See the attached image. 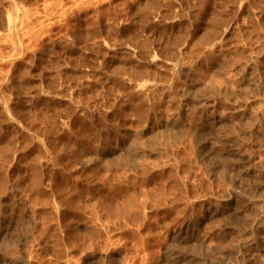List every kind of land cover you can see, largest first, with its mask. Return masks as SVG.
<instances>
[{"label": "rangeland", "instance_id": "374dc122", "mask_svg": "<svg viewBox=\"0 0 264 264\" xmlns=\"http://www.w3.org/2000/svg\"><path fill=\"white\" fill-rule=\"evenodd\" d=\"M0 171V264H264V0H0Z\"/></svg>", "mask_w": 264, "mask_h": 264}, {"label": "bare ground", "instance_id": "6f19581e", "mask_svg": "<svg viewBox=\"0 0 264 264\" xmlns=\"http://www.w3.org/2000/svg\"><path fill=\"white\" fill-rule=\"evenodd\" d=\"M217 11V10H216ZM218 12V11H217ZM219 15V14H218ZM215 17V16H214ZM213 17V18H214ZM216 18H218V17H216ZM213 20V19H212ZM216 21V20H215ZM211 25V24H210ZM215 25V24H214ZM216 28V27H215ZM226 30V29H225ZM224 32V31H223ZM207 36V35H206ZM151 60H154V57H151ZM137 70V69H136ZM133 73V72H132ZM128 78V77H127ZM133 80V79H132ZM125 82V81H124ZM139 83V82H138ZM138 85V84H137ZM140 85V84H139ZM142 85V84H141ZM138 87V86H137ZM139 88V87H138ZM141 88V87H140ZM137 89V88H136ZM142 89V88H141ZM136 91V90H135ZM138 91V90H137ZM134 93V92H133ZM137 93V92H136ZM128 94H131V91H130V93H128ZM142 94V93H141ZM134 96V95H133ZM132 97V96H131ZM128 99V98H127ZM136 99V98H135ZM138 99V98H137ZM129 100V99H128ZM130 102V101H129ZM139 105V104H138ZM6 106V105H5ZM8 106V105H7ZM142 106V105H141ZM136 107V106H135ZM144 107V106H143ZM135 109V108H134ZM6 110V109H5ZM8 110V109H7ZM6 110V111H7ZM5 111V112H6ZM22 113V112H21ZM8 117V116H7ZM10 119V118H9ZM12 119V118H11ZM141 119V118H140ZM18 120V119H17ZM11 121V120H10ZM13 121V120H12ZM15 121V120H14ZM175 124V123H174ZM172 125H173V123H172ZM171 125V126H172ZM24 127V126H23ZM136 138V137H135ZM137 138H140L139 136L137 137ZM137 140V139H136ZM122 142V141H121ZM220 142V141H219ZM135 143H137V142H135ZM207 143H209V142H207ZM124 145V144H123ZM130 145H131V143H130ZM133 145H134V143H133ZM129 145H127V148H129L128 147ZM132 146V145H131ZM141 146V145H140ZM234 145H232V144H230V143H227V142H224V141H222V142H220L219 144H216V143H211V141H210V144H206L205 143V148H204V152H205V155H212V156H214L215 155V157H216V161L213 163V166H214V164H215V166L217 167V166H219L220 164H222V162H223V164H225L226 166H227V168H229V170H235V171H238V172H242L243 171V169H244V165L246 164V163H244L245 161H246V159H244L243 157H242V155L240 154V152H239V148L237 149V148H235V146L233 147ZM143 147V146H142ZM126 148V149H127ZM138 148H140V147H138ZM144 148V147H143ZM3 149V148H2ZM141 149V148H140ZM138 150L135 146L134 147H132L131 148V152L129 151V153H131V154H126V152H122V153H124L125 155H128V156H124V158L125 159H127V161H128V159L129 160H134V156H136L137 155V157L138 156H140V154L141 155H143L142 153H143V151L144 150H142V153H140L139 154V152H141V150ZM7 150V149H6ZM103 150H104V148H103ZM106 150V149H105ZM110 150V152H111V149H109ZM127 150H129V149H127ZM148 150V149H147ZM146 150V151H147ZM4 151V150H3ZM149 151H152V149H149ZM103 153H105L106 151H102ZM118 152V151H117ZM115 153V155L116 154H118V153ZM98 153V152H97ZM120 153V152H119ZM128 153V152H127ZM107 154V153H106ZM105 154V155H106ZM113 154V153H112ZM139 154V155H138ZM96 156V155H95ZM111 156V155H110ZM109 156V157H110ZM113 156V155H112ZM118 156V155H117ZM120 156H122V154H120ZM94 157V156H93ZM102 157V156H101ZM107 157V156H106ZM116 157V156H115ZM119 157V156H118ZM137 157H135L136 159H137ZM98 158V157H97ZM110 158H112V157H110ZM120 158V157H119ZM119 158H117V159H119ZM211 158V157H210ZM213 158V157H212ZM93 159V158H92ZM100 158H98L97 160H99ZM101 159H103V161H104V159L105 158H101ZM113 159H115V158H113ZM121 159H123V158H121ZM84 160H86V159H84ZM84 160H80L81 161V163L84 161ZM87 160H89V159H87ZM86 160V161H87ZM79 161V162H80ZM94 161H96V159H94ZM100 161V160H99ZM118 161H120V160H118ZM127 161L125 160V162L127 163ZM137 161V162H136ZM78 162V161H77ZM76 162V163H77ZM78 162V163H79ZM88 163H92V160L91 161H87ZM87 162H83V163H87ZM97 162V161H96ZM102 162V161H101ZM107 162H109V161H104V166L105 165H108V163ZM120 162H122V160L120 161ZM124 162V163H125ZM131 162V161H130ZM134 163L136 162V163H138V159L137 160H134L133 161ZM141 162H143V161H141ZM247 162V161H246ZM75 163V164H76ZM81 163H80V165H81ZM82 163V165H85V164H83ZM94 163V162H93ZM92 163V164H93ZM100 162H98V163H96L97 165L99 164ZM106 163V164H105ZM110 163H114L113 161L112 162H110ZM110 163H109V165H110ZM125 163V164H126ZM132 163V162H131ZM74 164V165H75ZM92 164H90V165H92ZM111 164V165H112ZM119 164V163H118ZM121 164H123V163H121ZM124 164V165H125ZM139 165H140V163H138ZM145 164L146 163H144V166H143V164L141 165V166H143L144 168H145ZM77 165V164H76ZM76 165H75V167H76ZM79 165V164H78ZM89 165V164H88ZM88 165H87V167H88ZM96 165V166H97ZM108 165V166H109ZM127 165H129V161H128V164ZM127 165H125V167L127 166ZM130 165H132L133 167H134V165L133 164H130ZM137 165V164H136ZM135 165V166H136ZM31 166V165H30ZM86 166V165H85ZM95 166V167H96ZM99 166H100V164L98 165V167L97 168H99ZM113 166V165H112ZM223 166V165H222ZM101 167V170H102V167H103V164H102V166H100ZM127 167H129L130 168V166H127ZM133 167H131V168H133ZM137 167V166H136ZM140 167V166H139ZM139 167H137V168H139ZM17 168V167H16ZM31 168H33V167H31ZM104 168V167H103ZM107 168V167H106ZM110 168H111V166H110ZM117 168H119L118 166H117ZM135 168V167H134ZM144 168H143V171H145L144 170ZM221 168V167H220ZM112 169V168H111ZM125 169V168H124ZM224 169V168H223ZM18 170V169H17ZM100 170V169H99ZM104 170H105V168H104ZM110 170V169H109ZM119 170V169H118ZM121 170V169H120ZM140 170H142V169H140ZM221 170H222V168H221ZM31 171V170H30ZM219 171H220V169H219ZM219 171H217V172H219ZM18 172V171H17ZM116 172V171H115ZM121 172V171H120ZM142 172V171H141ZM38 171H37V169H36V167H34V170H33V172H29V176H30V174H32V176L30 177V178H32L33 177V180L31 181V182H33V184H34V187L36 186V187H38V183L41 181H39V176H38ZM101 173V172H100ZM126 174H128L127 172H126ZM125 174V175H126ZM254 174V173H253ZM6 175V174H5ZM5 175L0 171V184H2L1 182H3V179H4V177H5ZM121 176V175H120ZM127 176V175H126ZM255 176V175H254ZM259 176V175H258ZM242 177V176H241ZM120 178V177H119ZM123 178V177H122ZM130 178V177H129ZM256 178H257V175H256ZM6 179H7V176H6ZM6 179H5V181H6ZM125 179V178H124ZM23 180V179H22ZM129 180V179H128ZM131 180V179H130ZM43 182V181H42ZM123 182V181H122ZM129 183V182H128ZM40 184H42L41 182H40ZM172 184V183H171ZM31 186V185H30ZM40 186V185H39ZM120 186V185H119ZM112 187V186H111ZM31 188V187H30ZM4 189V188H3ZM35 189V188H34ZM37 189V188H36ZM42 189V188H41ZM257 189H258V187H257ZM116 190V189H115ZM118 190V189H117ZM1 191H2V189H1ZM36 191V190H35ZM38 191V190H37ZM40 192H42V190L40 191ZM114 192V191H113ZM36 193V192H35ZM45 193V192H44ZM123 193V192H122ZM34 194V193H33ZM39 194V193H38ZM120 194V193H119ZM32 195V194H31ZM124 196V195H123ZM132 199H133V197H132ZM68 200V199H67ZM64 201H66V200H64ZM69 201V200H68ZM134 201V200H133ZM132 201V202H133ZM67 202V201H66ZM70 202V201H69ZM65 203V202H64ZM70 204V203H69ZM69 204H67V205H65L66 207L69 205ZM76 204V203H75ZM135 204V203H134ZM137 204V203H136ZM139 204V203H138ZM141 204H142V202H141ZM108 206V205H107ZM143 206V205H142ZM63 207V206H62ZM65 207V208H66ZM68 207H70V206H68ZM75 207V206H74ZM109 208H106V206H105V208L106 209H109L110 210V206H108ZM64 208V209H65ZM140 208V207H139ZM141 209V208H140ZM83 210V209H82ZM113 210V209H112ZM83 212V211H82ZM117 212V211H116ZM121 212H123V210L121 211ZM120 211H119V213H121ZM133 214H135V213H133ZM124 215V214H123ZM142 215V214H141ZM120 217V216H119ZM122 217V216H121ZM136 217V216H135ZM123 218H124V216H123ZM126 218V217H125ZM65 220V219H64ZM124 220V219H123ZM127 220V219H126ZM190 224V223H189ZM256 224V223H255ZM184 227V226H183ZM257 227V226H256ZM259 230V229H258ZM257 231V230H256ZM72 233H74V232H72ZM261 233V232H260ZM260 233H259V231H257V232H255V235L253 234V239L255 240L254 241V243L253 244H251V246L254 248V245L256 246H263V244H262V237L263 236H261L260 235ZM192 234H194V236L192 235ZM3 235V234H2ZM4 236V235H3ZM197 235L195 234V230H194V228H192V227H190L188 224L184 227V228H182L181 229V231H179L178 233H176V234H174V243L172 244V245H170L169 247V249H167V250H165L166 252H165V256H164V258L166 259H164L165 261L164 262H167V264H187V262H190V261H199V257L196 255V254H194L193 252L194 251H192V250H186V249H188L189 248V246H188V243L190 242V244L193 242V241H196V240H198L197 239V237H196ZM251 236V235H250ZM260 237H261V239H260ZM264 238V237H263ZM252 239V240H253ZM2 240H5V239H2ZM10 240H12V239H10ZM247 241V240H246ZM173 242V241H172ZM197 242V241H196ZM142 243H144V242H142ZM242 243V242H241ZM250 243V242H249ZM251 243H252V241H251ZM11 244L12 243H7V246L9 245V246H11ZM243 244H244V242H243ZM260 244H262V245H260ZM12 245H14V244H12ZM249 245V244H248ZM248 245H245V246H247L248 247ZM188 246V247H187ZM193 246V245H192ZM244 245H242V247H243ZM84 247H86V246H84ZM13 248V247H12ZM168 248V247H167ZM164 249H166V246L164 247ZM192 249V248H191ZM252 249V248H251ZM257 249V248H256ZM260 249V248H259ZM262 249H264V247L262 248ZM246 250V249H245ZM249 250V249H248ZM253 250V249H252ZM164 251V250H163ZM191 251V252H190ZM244 251V250H243ZM252 252V251H251ZM249 253V252H248ZM251 254V253H250ZM2 255V254H1ZM244 255V254H243ZM254 255V254H253ZM245 256V255H244ZM1 257V256H0ZM10 257V256H9ZM97 257V256H96ZM243 257V256H242ZM255 257V256H254ZM2 258V257H1ZM8 258V257H7ZM110 258V257H109ZM209 258V257H208ZM10 259V258H9ZM9 259L7 260V262L9 261ZM11 259H13V258H11ZM93 259V258H92ZM91 259V260H92ZM162 259V260H163ZM202 259V258H201ZM255 259H256V257H255ZM1 260V259H0ZM4 260V259H3ZM14 260V259H13ZM203 260V259H202ZM245 260H247V259H245ZM16 260H14V262H15ZM114 261V260H113ZM208 261H209V263L210 264H222V261H220V260H213L212 258H209L208 259ZM250 261H251V259H250ZM6 262V261H5ZM9 262H13V261H9ZM202 262V261H201ZM15 263H17V262H15ZM203 263V262H202ZM206 263V262H205ZM204 263V264H205ZM242 263H243V261H242ZM249 263V262H248ZM252 263V262H251ZM8 264V263H7ZM10 264H12V263H10ZM89 264V263H88ZM100 264V263H99ZM162 264H166V263H163L162 262Z\"/></svg>", "mask_w": 264, "mask_h": 264}]
</instances>
